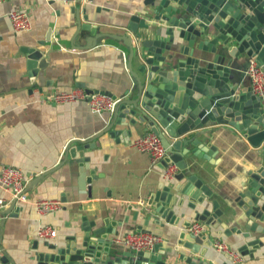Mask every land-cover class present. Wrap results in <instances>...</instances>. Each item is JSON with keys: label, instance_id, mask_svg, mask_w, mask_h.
<instances>
[{"label": "crops", "instance_id": "obj_1", "mask_svg": "<svg viewBox=\"0 0 264 264\" xmlns=\"http://www.w3.org/2000/svg\"><path fill=\"white\" fill-rule=\"evenodd\" d=\"M141 0H75L63 4L58 0H5L0 3V167L13 166L26 176V200L11 204L9 194L0 187V245L3 255L11 264H43L36 254L47 251L44 243L64 245L67 237L80 232L81 218L101 224L106 218L113 221L116 234L112 244L120 254L129 250L118 241L127 231L147 230L162 237L163 247H169L166 262L188 264L180 258L190 257L210 264H264V244L247 253L238 247L246 241L237 230L223 232V227L205 225L204 232L210 237V245L201 254L176 243L178 224L166 222L152 211L146 202L148 193L159 182L171 186L175 195L174 212L181 219L195 220L194 208L190 207L186 194L175 192L173 185L180 183L172 178L166 182L161 177V168L150 165L149 156L132 146V142L148 132L143 126L112 125L114 130L131 129L122 139L107 132L96 138L110 121L109 112L89 110L82 101L54 103L50 97L56 90L81 87L87 91H100L111 97L126 98L134 88V80L127 69L128 50L121 40L112 38L121 35L129 16L137 15ZM106 34L95 39V45L84 47L87 32L78 30L75 14ZM9 10L26 12L30 27L23 32H13L5 14ZM147 37L153 30L162 27L161 21L147 19ZM49 34V35H48ZM48 39L44 41L45 38ZM132 36L136 52H140L141 39ZM88 38V37H87ZM89 40H94L89 38ZM38 41H44L42 46ZM91 44V43H90ZM36 47L51 51L47 64L29 78L22 48ZM164 54V52H163ZM248 58L241 57L230 67V76L240 88L248 87L244 67ZM137 58L130 59V70L136 73ZM126 92V93H125ZM128 119V115L125 116ZM197 135L199 155L188 153L183 159L188 172L194 173L211 190V198L217 201L219 218L226 227L242 228L243 210L235 197L242 190L246 172L256 167L260 160V146L252 147L243 132L226 124L206 123L182 137ZM80 141H89L91 147L82 150L88 157V169L79 171L74 159L64 160L65 148ZM260 144H264V140ZM207 145L214 148L208 156ZM195 148L188 144L184 150ZM201 156V157H200ZM202 157L207 158V160ZM178 172L176 168L175 173ZM41 174L43 176L36 180ZM90 181L86 182L88 175ZM182 195V197H181ZM38 197L59 198L58 210L37 214L33 200ZM206 198L210 201L211 198ZM177 204V205H176ZM207 206V205H206ZM208 207H210L208 205ZM55 228L52 238L42 239L35 235L38 224ZM139 225L140 228H136ZM251 237H255L253 234ZM214 240L237 251L240 259L231 262L217 251ZM0 264H4L0 261Z\"/></svg>", "mask_w": 264, "mask_h": 264}, {"label": "water", "instance_id": "obj_2", "mask_svg": "<svg viewBox=\"0 0 264 264\" xmlns=\"http://www.w3.org/2000/svg\"><path fill=\"white\" fill-rule=\"evenodd\" d=\"M140 4L139 16H129L125 32L111 36L121 40L128 50L127 69L134 88L126 98L116 102L106 128L94 137L107 132L122 139V135H129L133 127L140 125L158 136L165 157L157 166L163 168L173 163L178 169L173 178L182 180L173 185L175 192L186 194L190 207L196 203L203 206L200 210L194 208V218L201 220L203 230L193 234L186 230L191 221H179L180 215L174 212L176 193L171 186L159 182L148 193L146 202L153 212L166 222L179 223L177 244L197 252L200 243L207 246L211 242L204 232L205 225L216 227L219 224L224 233L237 230L246 238L238 247L241 253L258 248L264 244V144H260L264 140V102L252 95L248 87L238 86L230 76V67L244 56L253 58L264 71V0H141ZM70 12L75 14L78 30L87 32L84 47L95 45V39L106 35L96 32V28L86 22L84 10L81 18L85 23L79 21L74 6ZM148 18L164 23L163 30L155 28L152 37L146 34ZM131 35L141 39L140 52H136ZM93 37L94 40H89ZM47 40L48 36L44 41ZM44 41L37 44L42 46ZM21 51L32 79L46 66L45 56L51 48L44 51L32 47ZM134 56L138 61L136 73L130 70V59ZM210 122L243 132L254 148L261 145L260 160L255 168L247 170L244 188L235 197L244 214L240 229L226 227L219 218L221 211L217 201L210 197L211 190L194 173L185 170L183 156L188 153L198 156L200 148L197 135H181ZM114 124L132 128L118 131L111 128ZM188 144L195 148L184 150ZM91 145L89 141H80L67 146L64 160L74 159L79 171L87 169L91 173L88 157L82 155V150ZM206 147L205 153L209 156L214 148ZM89 176L86 182L90 181ZM209 197L210 201L206 199ZM14 201L11 200V204ZM136 228H140L139 225ZM110 233L116 234L113 221L104 218L101 224L95 225L94 221L82 217L79 233L68 236L64 245L45 242L47 251L38 252L36 256L43 264H170L165 261L169 247H163L160 242L149 249H129L118 254ZM252 234L254 238H250ZM199 252L202 254L204 248ZM180 258L188 264H210L202 260L195 262L184 255ZM0 261L11 264L4 255Z\"/></svg>", "mask_w": 264, "mask_h": 264}, {"label": "built area", "instance_id": "obj_3", "mask_svg": "<svg viewBox=\"0 0 264 264\" xmlns=\"http://www.w3.org/2000/svg\"><path fill=\"white\" fill-rule=\"evenodd\" d=\"M5 0H0V3ZM63 4H69L75 0H58ZM10 28L13 32H23L29 29V17L24 11L9 10L5 14ZM244 75L248 81V88L252 95L258 97L264 102V71L257 65L253 58H248L244 67ZM51 101L58 103L82 101L91 111H106L112 113L119 98L111 97L107 93L100 91H87L81 87H74L69 90H56L50 97ZM132 146L141 152H145L150 159V165H158L165 157V149L162 146L158 136L150 131L135 139ZM161 177L166 182L170 181L175 174L176 167L173 163H168L161 168ZM26 176L16 167L4 165L0 167V187L9 194V198L15 201H25ZM3 202L0 197V204ZM62 202L55 197H38L33 200V207L37 214L46 213L60 209ZM186 230L195 234L203 230V226L198 221H192ZM56 233L54 227L49 224H38L35 229V235L38 238H52ZM118 241L123 243L131 250L149 249L154 243L161 242L162 237L147 230H132L124 232ZM214 248L225 254L231 262L240 259L237 251L229 249L219 240L212 243ZM3 256V248L0 245V258Z\"/></svg>", "mask_w": 264, "mask_h": 264}]
</instances>
